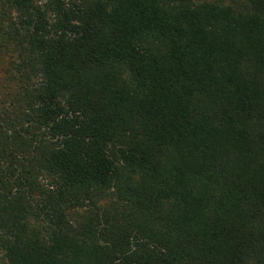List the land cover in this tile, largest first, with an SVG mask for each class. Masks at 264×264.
I'll return each instance as SVG.
<instances>
[{"label":"trees","instance_id":"trees-1","mask_svg":"<svg viewBox=\"0 0 264 264\" xmlns=\"http://www.w3.org/2000/svg\"><path fill=\"white\" fill-rule=\"evenodd\" d=\"M0 264H264V0H0Z\"/></svg>","mask_w":264,"mask_h":264}]
</instances>
